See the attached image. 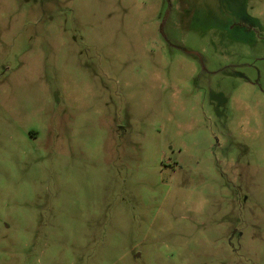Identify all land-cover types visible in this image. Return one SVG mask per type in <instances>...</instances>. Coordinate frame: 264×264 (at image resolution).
I'll use <instances>...</instances> for the list:
<instances>
[{
  "label": "rangeland",
  "instance_id": "374dc122",
  "mask_svg": "<svg viewBox=\"0 0 264 264\" xmlns=\"http://www.w3.org/2000/svg\"><path fill=\"white\" fill-rule=\"evenodd\" d=\"M0 264H264V0H0Z\"/></svg>",
  "mask_w": 264,
  "mask_h": 264
}]
</instances>
